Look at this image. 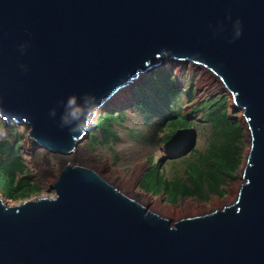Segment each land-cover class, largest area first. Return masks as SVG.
<instances>
[{"label":"water","instance_id":"obj_1","mask_svg":"<svg viewBox=\"0 0 264 264\" xmlns=\"http://www.w3.org/2000/svg\"><path fill=\"white\" fill-rule=\"evenodd\" d=\"M164 59L205 67L242 111L235 201L172 222L65 163L53 196L0 195V264H264V0H0V119L68 155L88 126L71 132L62 116L96 103L104 113Z\"/></svg>","mask_w":264,"mask_h":264},{"label":"rangeland","instance_id":"obj_2","mask_svg":"<svg viewBox=\"0 0 264 264\" xmlns=\"http://www.w3.org/2000/svg\"><path fill=\"white\" fill-rule=\"evenodd\" d=\"M164 69L172 74L176 82L172 91L177 93L182 90L180 101L177 98L173 102L176 105L177 111L179 110V113L185 115L187 120L192 122L190 131H193L194 134L196 151L205 150L207 140L211 134V128L202 120V110L198 109L195 111V107L203 100L226 95V102L229 105L228 115L241 124L243 136V144L241 145L242 162L236 171V175L231 177L228 183H226V193L223 196L219 197L212 194L205 201L195 197L173 198V193H170V185L167 186L164 182L154 183L151 181L145 184L147 179L153 177L156 170L168 182L174 177H181L190 161L198 157V153L192 149L181 155L175 154L174 147L178 146L179 142H184L183 140L186 136L179 134V128L166 124L172 120L169 116L167 117L168 120H166L167 118L165 119L163 125L160 124L164 120L162 116H155V118L150 119L144 118L140 110H138L139 108L142 109L138 105H141V101L136 102L134 106L136 96L133 91L142 97L144 101H148L151 104L150 97L145 92L151 93L150 88L159 90L156 84H159V79H162L161 75L164 73L162 72ZM134 84L133 89L130 84V86L125 88H120L104 105V110L108 111V114L110 113L109 110H114L118 113L123 112L125 114V119L115 125L119 140L111 150L107 147L91 144L90 133L94 129L93 123L88 126V132L84 139L77 143L74 153L78 154V156L75 155L73 161H68L67 156L56 154L46 148L40 147L29 137L27 128L24 125L13 123L4 125L0 130V148L5 145V140L11 136L13 131L19 130L23 134V140L19 143L22 145L21 154L24 156L28 165L27 174L33 177L37 184H39L38 190L28 198H35L42 195L53 196L52 184L57 178L61 167L67 161V163L82 165L94 170L118 190L131 198L139 199L140 203L149 210L170 219L172 222L180 218L204 214L235 201L237 190L243 181L240 178L239 171L244 164L245 156L249 148V135L246 130V122L242 111L235 110L231 96L221 80L217 79L216 76L203 66L185 61L170 62L166 60L160 65V68H155L154 72L140 74L134 81ZM191 86L193 87V97L192 101L188 102L185 95H188ZM173 92L172 95L175 97ZM4 123L0 119V127ZM14 135L15 133L13 134V139L10 140L11 142L14 140ZM168 135L171 136L170 139L165 138ZM158 161H161V164L156 168L155 164ZM150 162L151 164H149ZM137 165H143V168L136 186L132 191L128 187L127 181L129 182ZM117 175H121L122 177L117 180L121 181L120 184L114 179ZM0 192V195L5 192L1 183ZM138 192H144L149 195L152 201L134 196V193ZM1 197L9 204H15L20 201H11L2 195ZM157 200L161 202L158 203ZM179 205H185L187 209L183 214H179L174 210V206Z\"/></svg>","mask_w":264,"mask_h":264},{"label":"trees","instance_id":"obj_3","mask_svg":"<svg viewBox=\"0 0 264 264\" xmlns=\"http://www.w3.org/2000/svg\"><path fill=\"white\" fill-rule=\"evenodd\" d=\"M164 70H162L164 72L161 75L162 79H159V84H156L159 90L149 86L151 93L145 92L150 97L151 104L134 92L136 96L134 106L136 102L141 101V105H138L142 109H137L140 110L144 118L150 119L155 118V116H162L164 120L162 119L163 121L160 124H163L169 116L172 120L166 124L179 128V134L186 136L184 142H179L178 146L174 147L175 154L181 155L192 149L198 153V157L190 161L181 177H174L168 182L156 170L153 177L147 179L145 184L150 181L154 183L164 182L167 186H171L170 193H173V198L195 197L205 201L212 194L219 197L223 196L226 193V183L236 175V171L242 162L241 145L243 144V136L241 124L228 115L229 105L226 102V95L203 100L195 107V111L202 110V120L211 128V134L207 140L205 150L196 151L194 134L193 131H190L192 122L188 121L185 115L179 113V110L177 111L173 102L177 98L180 101L182 90L177 93L172 91L176 82L172 74ZM189 90L185 98L188 102H191L193 87L191 86ZM109 112L108 114V111H105L98 115L93 123L95 129L90 133V139L92 145L107 147L111 150L119 140L115 125L125 119V114L114 110H109ZM166 112H168L167 115H165ZM4 125L5 123L0 127V130ZM14 133V140L11 142ZM170 137L168 135L165 138L170 139ZM21 140H23L22 132L19 130L13 131L11 136L5 140V145L0 148V183L5 191L1 195L11 201L26 199L39 188L36 180L27 174L28 165L21 154L22 145L19 143ZM160 164L161 161L156 162V168Z\"/></svg>","mask_w":264,"mask_h":264},{"label":"clouds","instance_id":"obj_4","mask_svg":"<svg viewBox=\"0 0 264 264\" xmlns=\"http://www.w3.org/2000/svg\"><path fill=\"white\" fill-rule=\"evenodd\" d=\"M240 21L236 22V32L235 37L238 38L242 31L240 30ZM22 48L25 46H21ZM95 99V97H93ZM70 105L75 104V97L73 96L70 100ZM102 103H96L93 106L85 109L81 106H76L71 109L70 114H66L62 116V124L65 125L69 122V120L74 121V127L70 128L71 132L78 131L81 127L90 126L94 119L98 116L100 108H102ZM52 115H55V111L53 110Z\"/></svg>","mask_w":264,"mask_h":264},{"label":"bare ground","instance_id":"obj_5","mask_svg":"<svg viewBox=\"0 0 264 264\" xmlns=\"http://www.w3.org/2000/svg\"><path fill=\"white\" fill-rule=\"evenodd\" d=\"M164 61H166V59H164ZM169 61V60H168ZM171 62V61H170ZM139 77V76H138ZM217 78V77H216ZM218 79V78H217ZM219 81V80H218ZM131 85V84H130ZM129 84L127 85V86H130ZM127 86H124V87H122V88H125V87H127ZM75 150H76V147H75V149L73 150V152L72 153H70V154H68V155H63V156H67L68 157V161H73L74 160V158H75V155L76 156H78V154H75L74 152H75ZM74 153V154H73ZM88 153H89V151H88ZM86 154V153H85ZM61 155V154H60ZM93 157V156H92ZM65 163H67V161H65ZM64 163V164H65ZM142 168H143V165H137L136 166V168H135V171H134V173H133V175H132V177L129 179V182L127 181V185H128V187H130V189H132V191H133V188L136 186V183H137V181H138V179H139V176H140V174H141V171H142ZM119 178H122L121 177V175H117V177H115L114 179L116 180V182L117 183H121V181H117ZM123 180V179H122ZM131 191V192H132ZM135 195L134 196H137V197H139V198H142V199H146V200H148V201H150L151 200V198H150V196L149 195H147V194H145L144 192H138V193H134ZM132 198H134V197H132ZM137 201H139V199H137V198H135ZM152 201V200H151ZM227 201H230V200H227ZM140 202V201H139ZM155 202V201H154ZM157 202L158 203H160L161 201L160 200H157ZM168 209V208H167ZM169 210H170V208H169ZM174 210H175V212H177V213H179V214H183V212H185L187 209H186V207H185V205L184 206H182V205H179V206H174Z\"/></svg>","mask_w":264,"mask_h":264}]
</instances>
